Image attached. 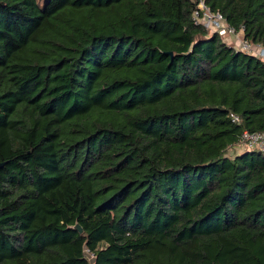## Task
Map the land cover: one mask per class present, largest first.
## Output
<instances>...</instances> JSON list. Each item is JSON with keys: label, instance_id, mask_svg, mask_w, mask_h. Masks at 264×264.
<instances>
[{"label": "trees", "instance_id": "obj_1", "mask_svg": "<svg viewBox=\"0 0 264 264\" xmlns=\"http://www.w3.org/2000/svg\"><path fill=\"white\" fill-rule=\"evenodd\" d=\"M197 3L0 0V264H264V60Z\"/></svg>", "mask_w": 264, "mask_h": 264}, {"label": "built area", "instance_id": "obj_2", "mask_svg": "<svg viewBox=\"0 0 264 264\" xmlns=\"http://www.w3.org/2000/svg\"><path fill=\"white\" fill-rule=\"evenodd\" d=\"M191 17L195 23L202 24L210 31L216 32L221 36H229L242 31V29L236 31L234 27L226 21L225 17L218 9L213 10L209 8L205 5L203 0H198L197 6L193 9ZM240 37L238 48L253 53L264 60V45L248 41L243 36ZM230 115L232 120H238L237 114L231 112ZM239 146H247L249 148L257 147L264 151V129L253 131L243 129L240 134V140L236 144V147Z\"/></svg>", "mask_w": 264, "mask_h": 264}, {"label": "rangeland", "instance_id": "obj_3", "mask_svg": "<svg viewBox=\"0 0 264 264\" xmlns=\"http://www.w3.org/2000/svg\"><path fill=\"white\" fill-rule=\"evenodd\" d=\"M240 36H241V34L239 32L238 33L236 32L233 35L222 36V37L227 43H229V44L233 45L234 47L238 48L239 47V43H240V38H241ZM244 148H249V147H247V146H239V147L230 148L228 150V153H231L233 151H240V150H242Z\"/></svg>", "mask_w": 264, "mask_h": 264}, {"label": "water", "instance_id": "obj_4", "mask_svg": "<svg viewBox=\"0 0 264 264\" xmlns=\"http://www.w3.org/2000/svg\"><path fill=\"white\" fill-rule=\"evenodd\" d=\"M73 228L77 229L79 232H82V230H83L82 227L77 222L73 225Z\"/></svg>", "mask_w": 264, "mask_h": 264}, {"label": "crops", "instance_id": "obj_5", "mask_svg": "<svg viewBox=\"0 0 264 264\" xmlns=\"http://www.w3.org/2000/svg\"><path fill=\"white\" fill-rule=\"evenodd\" d=\"M240 34H241V36H243V33H242V31H240Z\"/></svg>", "mask_w": 264, "mask_h": 264}]
</instances>
